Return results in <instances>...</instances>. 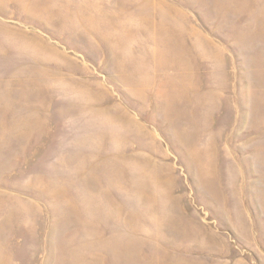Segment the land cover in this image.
<instances>
[{
    "label": "rangeland",
    "instance_id": "374dc122",
    "mask_svg": "<svg viewBox=\"0 0 264 264\" xmlns=\"http://www.w3.org/2000/svg\"><path fill=\"white\" fill-rule=\"evenodd\" d=\"M0 264H264V0H0Z\"/></svg>",
    "mask_w": 264,
    "mask_h": 264
}]
</instances>
